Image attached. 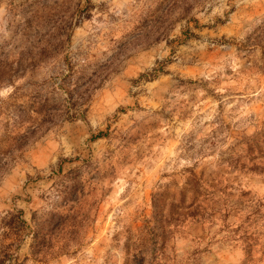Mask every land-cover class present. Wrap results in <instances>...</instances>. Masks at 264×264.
I'll list each match as a JSON object with an SVG mask.
<instances>
[{"label": "rangeland", "instance_id": "rangeland-1", "mask_svg": "<svg viewBox=\"0 0 264 264\" xmlns=\"http://www.w3.org/2000/svg\"><path fill=\"white\" fill-rule=\"evenodd\" d=\"M0 264H264V0H0Z\"/></svg>", "mask_w": 264, "mask_h": 264}, {"label": "trees", "instance_id": "trees-1", "mask_svg": "<svg viewBox=\"0 0 264 264\" xmlns=\"http://www.w3.org/2000/svg\"><path fill=\"white\" fill-rule=\"evenodd\" d=\"M23 214V211H17L16 214L10 213L7 217L9 218V221L7 220L8 222H6L5 226L8 230H10L8 235L11 234L15 236V240H18V238L21 236V229L26 225V222L22 219Z\"/></svg>", "mask_w": 264, "mask_h": 264}]
</instances>
